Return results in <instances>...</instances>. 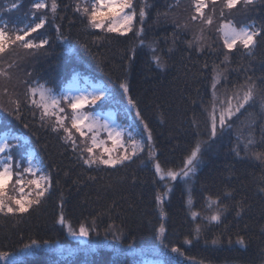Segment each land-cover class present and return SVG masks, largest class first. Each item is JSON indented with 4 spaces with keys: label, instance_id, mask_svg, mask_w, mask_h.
Returning a JSON list of instances; mask_svg holds the SVG:
<instances>
[{
    "label": "trees",
    "instance_id": "trees-1",
    "mask_svg": "<svg viewBox=\"0 0 264 264\" xmlns=\"http://www.w3.org/2000/svg\"><path fill=\"white\" fill-rule=\"evenodd\" d=\"M37 2L0 0V26L6 24L13 34L25 23L47 17L45 27L25 40L49 41L39 50L18 42L0 56V69L9 74L0 76V89H7L0 92V135H20L23 146L13 150L14 159L33 153L36 162L43 161L44 174H51L52 187L28 212L0 213V253L8 254L0 256V264H145L142 260L147 256L157 264H264V160L254 156L264 153V0L234 9L225 8L224 0L209 2L204 11L213 16L210 27L191 19L193 0H133L137 10L144 7L146 12L140 36L134 34L141 27L139 16L133 32L121 36L87 27L85 17L75 11L77 0H56L55 16L49 9H34ZM226 21L237 27L254 24L252 31L261 30L250 55L239 44L231 51L224 47L217 29ZM185 23L187 28L177 27ZM57 25L63 40L57 38ZM201 29L205 30L203 50L196 41ZM210 33L213 38H207ZM153 55L161 57L163 67L156 65ZM218 72L223 73L218 91L231 93L251 82L257 96L263 97V112L257 107L250 116L255 124L251 153L233 150L235 136L228 132L213 146L208 143L207 110ZM74 76L88 78L110 93L92 110L111 109L130 130L140 125L135 115L139 109L152 132L144 152L123 165L89 166L84 163L87 154L82 156L79 150L84 138L73 130L78 146L74 150L62 139L63 130H52L55 117L41 121V110L28 100V86L44 84L59 95ZM125 82L127 94L120 87ZM128 96L136 101L135 107ZM15 99L21 101L20 120L12 113ZM61 107L70 117L71 110L63 102ZM65 123L70 126V120ZM127 139L125 135L126 143ZM197 140L205 147L195 171L184 179L160 180L154 160L148 157V145H154L155 160L162 168L179 171ZM95 152L100 155L103 147ZM122 152L118 147L114 150L117 155ZM161 194L162 204L157 199ZM9 195H15L11 184ZM216 200L218 204L212 203ZM217 210L221 222L209 223L206 218ZM192 212L200 215L194 219ZM61 214L64 224L59 223ZM69 223L74 232L81 224L91 229L88 237L80 236L84 242L69 233ZM197 225L202 229L199 239ZM238 237L244 238L243 245L237 243ZM186 239L192 243H185ZM174 247L181 252H173Z\"/></svg>",
    "mask_w": 264,
    "mask_h": 264
},
{
    "label": "snow or ice",
    "instance_id": "snow-or-ice-1",
    "mask_svg": "<svg viewBox=\"0 0 264 264\" xmlns=\"http://www.w3.org/2000/svg\"><path fill=\"white\" fill-rule=\"evenodd\" d=\"M209 2L212 5L217 3V0H193L195 7V14L192 15L193 21L200 20L204 25L210 26L213 23L212 15H205V9L208 8ZM254 0H224V7L227 9H234L238 4L243 6L252 5ZM13 8L17 7L16 4L12 5ZM34 9H49L55 16L58 8L56 0H51V4L40 0V2L33 4ZM75 11L80 13L87 20V27L92 29H100L105 33H116L121 36L127 35L133 32L134 21L137 16L140 18L141 27L134 33L140 36L144 29L142 27L144 17L146 16L145 8L134 5L133 0H84V2L77 3L75 5ZM213 14L215 9L210 10ZM221 17L224 13L221 10ZM33 19L36 18L35 12L32 13ZM48 22L47 17H40L37 23H25L20 29H14L13 34H10L7 30V25L0 26V56L6 54L7 50L11 46L18 42L23 45L24 48L29 50H39L49 44L48 39H41L39 42H34L31 39L25 40V37L30 36L32 33H37L38 30L43 29ZM177 27L187 28L188 24L177 25ZM255 25H244L237 27L233 21H226L218 26L217 31L223 37V44L229 51L236 48L239 44L243 49L248 50L250 55L252 49L255 46V37L260 34V29L252 31L251 29ZM58 39L63 40V35L59 34V26L57 25ZM201 35L196 39L201 42V50H203V29L200 30ZM23 33L21 35L20 33ZM143 44V40L140 41ZM133 55L135 50L133 49ZM155 53L156 49H152ZM152 59L155 61L158 67H163L162 59L159 55H153ZM228 56H225V60ZM11 67V65H9ZM9 74L0 69V76H8ZM223 73L218 72L211 85L212 88V100L209 105L208 111V137L212 140L217 137L218 133L222 134L225 129L230 128V121L232 117L240 112L245 105L253 101L256 95V86L254 83L247 82L242 86H239L228 93L225 90V98H221V95L217 92V85L221 83ZM27 83V82H25ZM123 92L127 94L129 92V85L125 82L120 85ZM0 92L7 93V89H0ZM27 96L29 102L39 108L41 121L45 118L55 117V121L52 127L54 132H60L63 130V137L66 142H70L72 148L77 149L76 139L73 135V130L84 138L82 143L84 147L79 149L81 155L87 154V159H84V163L92 165H105L115 167L117 165H123L126 161H130L133 157H136L139 153L145 151V141L152 140V132L148 124L141 117L140 111L136 108L135 115L139 118L140 125L135 129L130 130L128 126L118 124L116 122H109L108 120H102L101 114L92 110V106H96L98 102H103L109 98L110 93L104 89H98L91 93L78 91L73 94L70 89L62 91L57 95L53 89L47 88L44 84L37 83L35 87L29 85L27 88ZM37 96L39 99H37ZM62 102L71 110V116L69 117L65 113V108L61 107ZM128 102L135 107L136 101L128 96ZM12 113L17 120L22 119L21 101L15 99L11 101ZM103 106L102 104L100 105ZM88 109V110H86ZM64 115H61V114ZM70 120V126L66 125L65 121ZM24 127H28L27 124ZM101 132L107 134V140L112 142L113 148L104 147L103 152L97 155L96 148L105 145L106 141L100 139ZM91 134V135H89ZM125 135L127 136V143L125 142ZM139 135L142 138L136 139ZM251 135V134H250ZM22 137L20 135H10L5 132L0 135V213L4 215H17L23 214L29 211L34 206H39L41 201L49 193L52 187L51 174H44L43 161L34 162V154L29 152L24 155H20L19 159H14L13 150L17 147H22ZM14 142V143H13ZM90 142V143H89ZM205 142L197 140L193 147L190 149L189 155L185 158L184 165L179 171L165 170L162 168L159 161L155 160L154 145H148V157L154 160L155 172L159 175L160 180L174 181L178 176L188 177L190 173H193L197 164L200 162V154L202 145ZM253 141L249 139L248 144H252ZM122 149V154H114L116 148ZM247 147V145H246ZM130 149V150H129ZM107 153V156H104ZM255 158L258 160H264V153H255ZM15 177V179H13ZM9 184H11V190L15 195H9ZM27 189V191L25 190ZM167 191H171L170 187H167ZM163 195L157 197L161 204L163 203ZM191 203V200H189ZM212 203L218 204L219 201H212ZM211 207V205H209ZM240 213L238 212L237 215ZM195 219L200 214L197 212L191 213ZM209 223L212 221L221 222V211L217 210L215 214L206 218ZM59 223L64 224L65 218L61 214ZM68 231L74 236L88 237L91 229L85 224L79 226V231L74 232L72 226L68 224ZM160 233L165 232L163 224H161ZM202 229L200 225L195 228L196 238L199 239ZM217 240H212L213 244H216ZM36 244V241L32 242ZM185 243L191 244V239H186ZM237 243L243 245L245 243L243 237L237 238ZM25 247H30L25 245ZM173 252L180 253L181 250L178 247L172 248ZM7 253H0V256H7Z\"/></svg>",
    "mask_w": 264,
    "mask_h": 264
},
{
    "label": "rangeland",
    "instance_id": "rangeland-1",
    "mask_svg": "<svg viewBox=\"0 0 264 264\" xmlns=\"http://www.w3.org/2000/svg\"><path fill=\"white\" fill-rule=\"evenodd\" d=\"M77 2L82 4L84 2V0H77ZM89 3H91V0H89ZM209 27H206V29H208ZM204 32H205V30H203V41H202V43L205 42ZM207 38H213V34L210 33V36ZM196 41H197V39H196ZM198 42L200 43L199 47H201V42L200 41H198ZM208 46H210V45H208ZM67 89L72 90L73 94H76L78 91L91 93L93 91L101 89V87L99 85H97L96 83H92L91 81H89L88 78H84L82 80L81 77L74 76V77H72V79L70 81H68L66 83V86L64 87L63 91L67 90ZM217 92L219 95H221V98L226 99V96L224 95L225 92H221L218 90H217ZM261 99L263 100V97H261ZM261 99L257 96V93H256L254 100L249 102V104L245 105V107L242 108L240 110V112L236 113L232 117V119L230 121V124H231L230 128L225 129V131L222 134L218 133L217 137L212 139V140H209V138H208L209 145L213 146V144L218 139L222 138L223 135H226V133L228 132V133H231L232 135L235 136V139L233 140V143H232L233 150L235 149L239 152H242V150H244L247 152V154L251 153V147L253 146V143H254V140H253L254 136H253L252 128L254 127L255 124H254L253 119L250 116H251L254 108H257V107H258L259 113L263 112V107H261ZM97 112H99L101 114L102 120H108L110 123L114 121L118 124L124 125L119 120L117 115L115 113H113V111L111 109H108L105 112H101V111H97ZM244 119H246L247 121L245 122ZM237 124H238V126H237V128H235V125H237ZM100 139L106 141L105 145H102L101 147H103V148L108 147L110 149L113 148L112 142L110 140H107V134L106 133L101 132ZM124 139H125V137H124ZM249 139H251L253 141L252 144H248ZM246 145H247V147H246ZM203 146L205 147V144L202 145L201 150L204 149ZM34 162H36V161L34 160ZM190 174H192V173H190ZM177 178L184 179V177H181V176H178ZM163 199H164V197H163ZM73 238L78 240V239H80V236H74L73 235ZM80 240L82 242L85 241L83 239H80ZM147 257L148 258H145L142 260L143 263H145V264H157L158 263L157 260L154 259V257H150V256H147ZM175 259H176V257H175Z\"/></svg>",
    "mask_w": 264,
    "mask_h": 264
}]
</instances>
